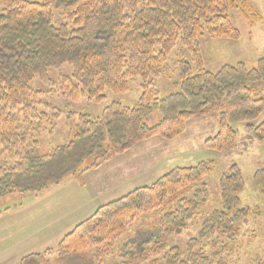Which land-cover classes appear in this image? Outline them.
Returning a JSON list of instances; mask_svg holds the SVG:
<instances>
[{
    "label": "trees",
    "instance_id": "obj_1",
    "mask_svg": "<svg viewBox=\"0 0 264 264\" xmlns=\"http://www.w3.org/2000/svg\"><path fill=\"white\" fill-rule=\"evenodd\" d=\"M62 5L64 21L56 24L51 2L2 3L0 201L15 194L37 195L69 176H83L150 139L174 140L189 120L209 111L217 113L219 130L206 140L207 149L236 150L234 124H243L247 133L264 142V121L257 124L264 99L254 88L264 83V58L252 68L240 62L211 72L199 45L204 36L239 40L241 33L230 21L233 10L253 22L263 18L250 0H63ZM177 45L186 49L191 62L179 63L180 92L160 99L154 81ZM63 66H69L72 75L53 80L50 72ZM35 79L74 102L87 98L104 104L107 91L126 94L133 79L142 81V93L137 106L112 102L95 119L67 113L68 141L44 151L41 138L56 128L62 113L43 103L45 93L30 86ZM155 112L162 118L149 125L145 121ZM212 170L213 162L175 167L153 185L99 207L56 248L32 257L52 264L46 256L66 258L90 251L87 260L103 264L123 240L120 264H220L230 245L210 239L218 234L229 242L238 240L239 226L250 210L241 205L238 188L243 178L233 165L219 182L222 207L200 212L209 197L204 181ZM254 184L264 189V169L255 173ZM155 212L161 214L156 231H134L133 236V224ZM200 223L199 236L185 248L171 245L173 236ZM209 245L211 254L206 251Z\"/></svg>",
    "mask_w": 264,
    "mask_h": 264
},
{
    "label": "rangeland",
    "instance_id": "obj_2",
    "mask_svg": "<svg viewBox=\"0 0 264 264\" xmlns=\"http://www.w3.org/2000/svg\"><path fill=\"white\" fill-rule=\"evenodd\" d=\"M7 1L0 0V12L2 3ZM37 1L51 2L56 24L64 21L63 0ZM250 1L263 18L259 22H253L246 20L240 11L233 10L230 21L241 33L239 40L215 39L209 36L200 39L204 66L208 71L216 72L224 65L240 62L252 68L259 59L264 58V0ZM181 60L191 62V57L186 49L177 45L168 57L160 78L154 81L160 99L180 92L178 67ZM60 75L71 76L72 69L63 66L50 72L55 81ZM141 84L140 79H133L128 93L117 95L107 91V101L104 104H95L87 98L74 102L58 93L49 92L50 89L38 79L33 80L30 84L32 89L45 93L43 103L62 113L56 128L44 132L45 137L41 138L42 149L48 151V146H58L68 141L70 136L65 124L67 113H83L95 119L112 102L133 108L140 102ZM254 88L257 96L264 99V83H258ZM161 118L160 113L155 112L145 122L155 125ZM263 121L264 114L257 124ZM233 127L238 143L236 150L231 152L217 153L206 148V140L215 137L219 130L217 113L209 111L189 120L185 132L174 140L161 137L150 139L137 144L124 154L115 156L107 165L104 164L101 169L84 177H67L58 185L37 195L15 194L5 198L0 201V264H41L43 261L32 255H43L48 248H56L65 235L62 233L70 231L71 225L90 219L99 207L138 188L153 185L175 167H192L201 162H213V170L204 181L209 197L200 212L210 214L222 207L219 182L233 165L239 168L243 178V184L238 188L241 205L250 210L246 223L239 226L238 240L229 242L218 234L210 239L211 242L218 239L230 245L229 250L221 257L220 264H264V189L257 188L254 184L255 173L264 169V142L247 133L243 124H234ZM160 215V212H155L142 216L133 224L130 232L134 236V231H156ZM202 224L184 230L181 235L173 236L171 245L185 248L189 240L199 236ZM68 225L70 226L66 228ZM127 236L126 238H130V235ZM123 243V240L118 243L115 255L104 259L103 264L123 262L118 256L119 245ZM206 251L211 254L212 247L207 246ZM92 255V252L86 251L66 258L54 255L46 256L45 259L52 264H94L92 260H87Z\"/></svg>",
    "mask_w": 264,
    "mask_h": 264
},
{
    "label": "crops",
    "instance_id": "obj_3",
    "mask_svg": "<svg viewBox=\"0 0 264 264\" xmlns=\"http://www.w3.org/2000/svg\"><path fill=\"white\" fill-rule=\"evenodd\" d=\"M108 164V163H107ZM107 164H105V165H107ZM102 166H104V165H102ZM101 166V167H102ZM101 167L100 168H98V169H95V170H92V171H89V172H87V173H85L84 175H83V177L85 176V175H88V174H91L93 171H96V170H99V169H101ZM69 177H71V176H69ZM73 177V176H72ZM73 178H75V177H73ZM121 197H124V196H121ZM120 197V198H121ZM119 199V198H118ZM117 200V199H116ZM110 202V201H109ZM82 223V222H81ZM80 222L79 223H75V224H73V225H71V227H69L70 225H68L66 228H68L69 227V229L70 228H72L70 231H65V232H67V233H62V234H65V235H63V237L64 236H66L68 233H70L76 226H78L79 224H81ZM69 229H67V230H69ZM63 237L60 239V240H62L63 239ZM48 249H50V248H48Z\"/></svg>",
    "mask_w": 264,
    "mask_h": 264
}]
</instances>
